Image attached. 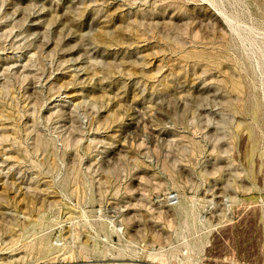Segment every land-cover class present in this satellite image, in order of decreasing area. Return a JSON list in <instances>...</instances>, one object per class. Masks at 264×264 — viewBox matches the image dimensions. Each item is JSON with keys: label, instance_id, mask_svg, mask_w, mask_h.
Masks as SVG:
<instances>
[{"label": "rangeland", "instance_id": "obj_1", "mask_svg": "<svg viewBox=\"0 0 264 264\" xmlns=\"http://www.w3.org/2000/svg\"><path fill=\"white\" fill-rule=\"evenodd\" d=\"M264 264V0H0V264Z\"/></svg>", "mask_w": 264, "mask_h": 264}, {"label": "built area", "instance_id": "obj_2", "mask_svg": "<svg viewBox=\"0 0 264 264\" xmlns=\"http://www.w3.org/2000/svg\"><path fill=\"white\" fill-rule=\"evenodd\" d=\"M213 264H223V263H216V262H214ZM226 264H232V263H226Z\"/></svg>", "mask_w": 264, "mask_h": 264}]
</instances>
